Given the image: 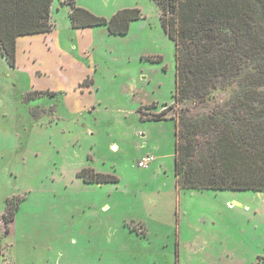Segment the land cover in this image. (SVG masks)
<instances>
[{
  "label": "rangeland",
  "instance_id": "obj_1",
  "mask_svg": "<svg viewBox=\"0 0 264 264\" xmlns=\"http://www.w3.org/2000/svg\"><path fill=\"white\" fill-rule=\"evenodd\" d=\"M75 3L142 15L110 34L72 27L53 0L52 30L19 37L15 67L0 53V264H264V191L179 188L174 118L139 117L174 101L178 51L158 5ZM86 167L118 180L86 183Z\"/></svg>",
  "mask_w": 264,
  "mask_h": 264
},
{
  "label": "trees",
  "instance_id": "obj_2",
  "mask_svg": "<svg viewBox=\"0 0 264 264\" xmlns=\"http://www.w3.org/2000/svg\"><path fill=\"white\" fill-rule=\"evenodd\" d=\"M59 1L70 6L72 27L104 25L110 34H126L142 15L124 8L105 18L75 0ZM153 1L178 51L176 85L173 103L139 117L174 118L177 186L264 191V0ZM52 2L0 0V53L9 66H16L19 37L52 30ZM78 176L86 183L118 180L91 167ZM13 218V210L3 215L6 230Z\"/></svg>",
  "mask_w": 264,
  "mask_h": 264
},
{
  "label": "built area",
  "instance_id": "obj_3",
  "mask_svg": "<svg viewBox=\"0 0 264 264\" xmlns=\"http://www.w3.org/2000/svg\"><path fill=\"white\" fill-rule=\"evenodd\" d=\"M154 159L155 157L153 154L144 155L137 161V165L139 167L147 168L154 161Z\"/></svg>",
  "mask_w": 264,
  "mask_h": 264
},
{
  "label": "flooded vegetation",
  "instance_id": "obj_4",
  "mask_svg": "<svg viewBox=\"0 0 264 264\" xmlns=\"http://www.w3.org/2000/svg\"><path fill=\"white\" fill-rule=\"evenodd\" d=\"M36 91H41L40 89H35ZM45 92V91H44ZM40 94H43V93H39V94H37V95H40Z\"/></svg>",
  "mask_w": 264,
  "mask_h": 264
},
{
  "label": "crops",
  "instance_id": "obj_5",
  "mask_svg": "<svg viewBox=\"0 0 264 264\" xmlns=\"http://www.w3.org/2000/svg\"><path fill=\"white\" fill-rule=\"evenodd\" d=\"M155 157V156H154Z\"/></svg>",
  "mask_w": 264,
  "mask_h": 264
}]
</instances>
